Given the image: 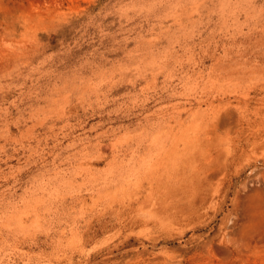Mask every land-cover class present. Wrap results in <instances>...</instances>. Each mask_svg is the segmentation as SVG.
<instances>
[{
	"label": "rangeland",
	"instance_id": "1",
	"mask_svg": "<svg viewBox=\"0 0 264 264\" xmlns=\"http://www.w3.org/2000/svg\"><path fill=\"white\" fill-rule=\"evenodd\" d=\"M0 264H264V0H0Z\"/></svg>",
	"mask_w": 264,
	"mask_h": 264
},
{
	"label": "bare ground",
	"instance_id": "2",
	"mask_svg": "<svg viewBox=\"0 0 264 264\" xmlns=\"http://www.w3.org/2000/svg\"><path fill=\"white\" fill-rule=\"evenodd\" d=\"M137 170H139V168L136 166L126 165L123 169L117 172L116 174V177H118L117 182L125 181L127 177H130L131 175L136 173Z\"/></svg>",
	"mask_w": 264,
	"mask_h": 264
}]
</instances>
